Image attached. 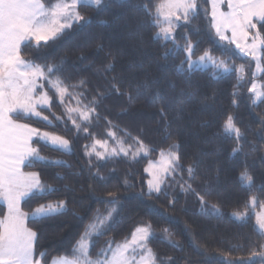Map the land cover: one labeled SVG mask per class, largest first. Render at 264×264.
Returning a JSON list of instances; mask_svg holds the SVG:
<instances>
[{"label":"trees","instance_id":"trees-1","mask_svg":"<svg viewBox=\"0 0 264 264\" xmlns=\"http://www.w3.org/2000/svg\"><path fill=\"white\" fill-rule=\"evenodd\" d=\"M198 2V16L187 25L182 20L179 22L184 26L176 28L177 43L183 45L182 37L187 34L193 41H200L194 55L211 50L214 56L228 58L226 61L236 67L244 65L243 81L237 79L239 73L214 75L212 67L191 74L178 73L175 65L184 54L170 55L165 60L164 49L171 44L153 38L158 29L150 21L160 0H124L123 3L105 0L101 8L79 7L90 23L74 24L38 51L33 47L22 50L25 59L36 63L61 65L62 62L63 72L55 73L52 79L59 76L70 92H83L84 104L104 94L96 109L100 118L93 119L91 125H83L91 135L81 131L77 136L70 120L67 121L70 131L63 124L46 128L32 120H21L73 143V153L68 154L34 142L41 155L62 159L67 166L45 163L24 168V171L41 172V179L60 191L22 202L23 211L29 212L49 201H67L68 210L63 215L43 221L27 220L28 227L39 233L36 258L46 252L42 259L45 264L53 257H73L72 246L85 226L98 210L103 212L112 207L110 194L118 201V214L111 229L96 238L90 255H96L107 242L130 239L137 226L150 223L157 236L150 240L149 246L165 264H226L227 261L264 264L259 257L249 259L253 252L264 251L261 247L264 235L253 227L255 210L264 203V99L253 103L254 97L248 91L255 63L237 54L231 44L215 35L210 25L209 3ZM145 6L151 11L150 16L145 14ZM255 79L264 84V73H257ZM81 81L85 82L83 88L71 87ZM48 93L55 101L51 111L57 116L63 117L66 107L77 106L75 99L66 97L61 103L53 91ZM229 114L244 139L238 140L234 134L227 135L222 130ZM44 115L49 113L46 111ZM109 132L116 134L115 140L109 137ZM93 140L107 141L109 149L118 147L117 141H124L129 155L121 154L106 161H97L93 156L89 164L85 145L90 146ZM137 140L142 141L143 149ZM174 143L179 144L184 169L195 164V178L189 179L186 170L178 169L166 176L161 193L149 196L146 165ZM233 149L240 150L233 152ZM132 153H137L135 158ZM245 170L255 181L251 189L240 180ZM97 172L99 177L95 175ZM57 173L63 179H57ZM188 184L195 192L181 190V185ZM195 193L204 196L209 205H220L223 215L201 213ZM251 196H256L258 203L255 208L248 206L250 220L242 224L231 213L244 212ZM1 201L0 217L6 210ZM165 228L179 247L163 239Z\"/></svg>","mask_w":264,"mask_h":264},{"label":"snow or ice","instance_id":"snow-or-ice-1","mask_svg":"<svg viewBox=\"0 0 264 264\" xmlns=\"http://www.w3.org/2000/svg\"><path fill=\"white\" fill-rule=\"evenodd\" d=\"M115 2L123 3L124 0ZM204 2L211 6L210 25L221 41L235 43L238 35L245 41L243 47L240 43H236V47L255 62V70L250 72L253 79L248 91L254 97L253 103L264 99V84L258 85L255 82L257 73H264V31H261L264 29V0H204ZM224 4L228 8L226 12L221 10ZM82 6L101 8L105 6V0H55L51 4H46L44 0H0V199L7 208L6 214L0 217V264H42V259L47 254L41 252L39 258H36L39 233L27 227L26 221L52 219L68 210L67 201L58 200L38 204L29 212L23 211L22 202L28 203L33 198L40 199L60 191L54 185L44 182L41 179V172H25L24 168L45 163L67 166V162L62 159L41 155V149L33 147V143L43 144L45 147L68 154L73 153V143L64 136L42 131L29 123H22L21 120H32L46 128H58L63 124L66 131L71 130L67 124L70 120L78 136L81 131L91 135L88 128L83 125H91L93 119L100 118L96 109L104 94H98L99 99L94 97L88 104H84L83 92L75 94L70 92L69 86H65L59 76L52 79L55 73L63 72L62 62L61 65L47 62L41 64L35 60H27L21 55L24 48L33 47L38 51L47 47L50 41L60 38L64 31L71 29L74 24L90 23V18L81 15L78 10ZM145 14L151 15L147 6ZM198 14V0H160L156 5L155 16L150 21L151 25L158 29L153 38L163 41L165 45L171 44V47L164 49V59L167 60L170 55L176 56L182 52L183 59L175 65L178 73L191 74L211 64L214 75L216 72L239 73L237 79L243 81L244 65L237 68L226 60H217L211 50H205L203 54L193 59L200 41H193L187 34L182 37L185 41L183 45L177 43L176 28L184 26L179 25V22L182 20L185 25L190 24ZM228 30H231V37L225 34ZM111 67L109 65V70ZM84 83L81 81L71 87L83 88ZM114 90L119 91L116 88ZM49 91H53L61 103L66 97L75 99L77 106L66 107L65 115L57 116L51 111L55 101L49 96ZM129 98L131 99V96ZM235 103L234 100L233 104ZM46 111L49 115H44ZM107 122L111 124V121ZM222 130L227 135L234 134L238 140L244 139L231 114L224 120ZM108 135L111 139H116L114 132H109ZM137 143L141 149L144 148L142 141L137 140ZM117 144L118 147L109 149L107 141L93 140L90 146L85 145L84 154L89 158V164L93 156L97 161H106L121 154L128 156L129 149L124 147V141H117ZM98 148L102 150L98 151ZM178 149L179 144L174 143L166 154L161 153L165 175L174 174L181 169L187 171L189 179H194L195 164H189L184 169V165L180 163ZM239 150L233 149V152ZM136 154L132 153L133 158ZM95 175L99 177V172ZM56 178L63 179L59 173L56 174ZM240 180L248 189L255 183L253 176L246 170L240 174ZM163 183L162 179L149 180L147 195L161 193ZM181 190L195 192L191 184L186 187L181 185ZM195 194L201 204V213L223 215L220 205H209L204 196ZM110 196L109 203L112 207L103 212L98 210L85 226L79 239L72 246L73 257L71 259L53 257L50 264H165L149 246L150 240L157 236L150 223L137 226L130 239L125 238L120 243L107 242L106 247L96 253V258H92L90 249L95 246L96 238L111 229L118 214V201L113 194ZM257 203L258 198L251 196L246 204V210L233 211L231 216L242 224H248L250 213L247 208L248 206L255 208ZM260 207L264 210V203L260 204ZM253 227L260 235H264V211L256 213V223ZM162 231L164 240L173 247H179L177 242L171 239L172 234L167 228ZM256 257L264 261V251L253 252L249 259L254 260ZM226 264L234 262L227 261Z\"/></svg>","mask_w":264,"mask_h":264},{"label":"rangeland","instance_id":"rangeland-1","mask_svg":"<svg viewBox=\"0 0 264 264\" xmlns=\"http://www.w3.org/2000/svg\"><path fill=\"white\" fill-rule=\"evenodd\" d=\"M44 2L46 3V4H51V3H54L55 2V0H44ZM209 10H210V14H211V6H210V4H209ZM221 10H223V11H228V8H227V5L226 4H224V5H222L221 6ZM253 31H255V30H253ZM227 36H229V37H231L232 36V33H231V30H228L226 33H225ZM219 38V37H218ZM222 42H228V41H222ZM251 41H250V39H249V41H248V43H250ZM236 43H240L241 44V46L243 47L244 46V44H245V41L238 35L237 36V39H236V42L235 43H231V46L234 48V50L236 51V53L237 54H239V55H241V56H243V57H248V56H246L244 53H242L237 47H236ZM201 54H203V53H200V54H198V55H194L193 56V59H196L197 57H199ZM213 55V54H212ZM214 56V55H213ZM217 60H221V59H223V60H227L228 58H217L216 56H214ZM248 58H250V57H248ZM251 59V58H250ZM229 64H232V62L231 61H227ZM255 63V62H254ZM239 66H241V65H238L237 66V68H239ZM207 67H212L211 66V64H209ZM255 82L258 84V85H260V84H262V82H261V80L260 79H255ZM49 94V93H48ZM50 96V95H49ZM38 128V127H37ZM42 131H48V130H45V129H41ZM48 132H50V131H48ZM56 134V133H55ZM57 135H59V134H57ZM62 136V135H61ZM34 140H35V138H34ZM34 147V146H33ZM167 151L168 150H162V151H160L159 152V154L155 157V158H152V159H150L149 160V162L147 163V165H146V168H145V171H146V169H147V171H146V173L148 174V180H147V182L149 181V180H153V181H155V180H157V179H162L163 181L165 180V178H166V176H168V175H165V173H164V171H163V168H162V156H161V153L162 152H164L165 154L167 153ZM25 172H30V171H25ZM163 185V184H162ZM162 185H161V187H162ZM147 188H148V184H147ZM3 204H4V202H3V200L1 201ZM5 205V204H4ZM6 206V205H5ZM262 211H264V210H262L261 209V207L259 206V208H256V210H255V216H256V213H259V212H262ZM6 212H7V208H6V210H5V213H4V215L6 214ZM26 212H28V211H26ZM3 215V216H4ZM255 219H256V217H255ZM26 225H27V221H26ZM142 226V225H141ZM27 227H28V225H27ZM131 238V237H130ZM123 242V241H122ZM113 247H115V245L113 246ZM109 255H110V253H109ZM92 256V258L93 259H95L96 258V255H91ZM60 257H64V256H60ZM69 259V258H68ZM42 264H45L44 262H42ZM50 264V263H49Z\"/></svg>","mask_w":264,"mask_h":264},{"label":"crops","instance_id":"crops-1","mask_svg":"<svg viewBox=\"0 0 264 264\" xmlns=\"http://www.w3.org/2000/svg\"><path fill=\"white\" fill-rule=\"evenodd\" d=\"M2 200V199H1ZM58 257H60V256H58ZM68 258V257H67ZM69 259H71V258H69Z\"/></svg>","mask_w":264,"mask_h":264}]
</instances>
